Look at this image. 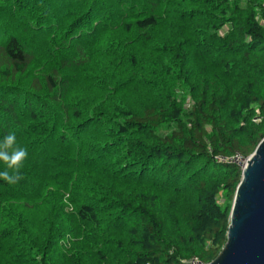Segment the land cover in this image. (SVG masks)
<instances>
[{
    "label": "trees",
    "instance_id": "16d2710c",
    "mask_svg": "<svg viewBox=\"0 0 264 264\" xmlns=\"http://www.w3.org/2000/svg\"><path fill=\"white\" fill-rule=\"evenodd\" d=\"M9 132L0 264H209L241 181L216 158L264 139V0H0Z\"/></svg>",
    "mask_w": 264,
    "mask_h": 264
},
{
    "label": "water",
    "instance_id": "95a60500",
    "mask_svg": "<svg viewBox=\"0 0 264 264\" xmlns=\"http://www.w3.org/2000/svg\"><path fill=\"white\" fill-rule=\"evenodd\" d=\"M209 264H264V139L241 171L226 243Z\"/></svg>",
    "mask_w": 264,
    "mask_h": 264
},
{
    "label": "clouds",
    "instance_id": "9594fccd",
    "mask_svg": "<svg viewBox=\"0 0 264 264\" xmlns=\"http://www.w3.org/2000/svg\"><path fill=\"white\" fill-rule=\"evenodd\" d=\"M28 159V150L21 146L14 132H9L0 138V163L4 170L0 171V180L8 185L19 183L24 177L22 169Z\"/></svg>",
    "mask_w": 264,
    "mask_h": 264
},
{
    "label": "built area",
    "instance_id": "2783aa9c",
    "mask_svg": "<svg viewBox=\"0 0 264 264\" xmlns=\"http://www.w3.org/2000/svg\"><path fill=\"white\" fill-rule=\"evenodd\" d=\"M254 122H259L260 121V118L256 117L254 120ZM250 157L248 158H244L242 157L241 155L237 154V155H234L232 157H229V158H222V157H218L216 158L217 162L218 163H224V164H232V165H236L240 171L244 170V166H245V163L246 161H249ZM190 264H204L200 261H198L197 259H193Z\"/></svg>",
    "mask_w": 264,
    "mask_h": 264
},
{
    "label": "rangeland",
    "instance_id": "374dc122",
    "mask_svg": "<svg viewBox=\"0 0 264 264\" xmlns=\"http://www.w3.org/2000/svg\"><path fill=\"white\" fill-rule=\"evenodd\" d=\"M68 211L70 210V208L67 209Z\"/></svg>",
    "mask_w": 264,
    "mask_h": 264
}]
</instances>
